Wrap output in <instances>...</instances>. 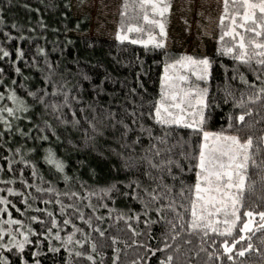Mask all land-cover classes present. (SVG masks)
Segmentation results:
<instances>
[{"label":"trees","instance_id":"16d2710c","mask_svg":"<svg viewBox=\"0 0 264 264\" xmlns=\"http://www.w3.org/2000/svg\"><path fill=\"white\" fill-rule=\"evenodd\" d=\"M148 11L151 12L150 6ZM229 12H232L231 0ZM141 15L139 0H121L117 17L120 28L122 24L125 27L134 24L147 28L148 25L138 19ZM90 27L91 15L87 11L76 13L73 0H0V69H3L0 72V93L4 96L0 107L16 108L17 105L8 99L15 92L28 108L27 112L17 111L14 116L3 114L11 124V130L0 121V132L4 133L0 137V167L3 168L0 181L15 180L14 184L0 183V188L12 187L23 191L32 207L27 209L21 197L10 196L7 192L0 195L11 200L8 208L13 218L21 219L35 232L42 233L38 237H30L33 242L26 246L23 254L16 249L9 252L6 248L0 254L7 257L10 264H23L25 260L28 264H35L37 260L39 264H69L70 260L72 264H93L86 259L89 254L95 264H166L169 256L172 257L171 264H264V246L256 237H253L252 243L260 249L259 253L236 256L237 250L246 243L241 242L233 249L234 259L228 260V253L223 248L225 237L210 232L201 239L202 234L188 232L186 222L190 214L180 207L182 201L176 193L181 186L180 180L189 185L195 183V168L188 171L189 163L195 165V161L182 159L179 148L172 153H167L165 148L174 144L178 137L187 140L191 130L175 126L162 129L147 116L150 110L147 102L159 97L165 65L179 58V52L166 46L154 48L152 45L145 47L142 43H131L134 38H145L146 33L142 37L137 33V37L121 41L95 36L89 32ZM217 31L221 36V23ZM229 41L227 36L224 42L217 40L209 55L212 74L207 85L212 116L205 130L218 132L225 129V134L240 135L242 140L252 136L255 142L256 137L264 136V94H260L261 99L255 103L248 102L247 97L261 87L264 71L255 64L252 68L256 71H253L231 56L223 55L221 45ZM5 51L8 56L3 55ZM21 51L23 57L19 55ZM240 75L246 78L247 84L234 79ZM29 93H36V96ZM242 94L246 101V108L243 109L238 107ZM65 97L67 104L64 103ZM246 111L252 115H246L243 123L238 122L237 118ZM133 112L135 116L131 115ZM141 113L144 115L141 116ZM118 121H123V124ZM229 123L234 127L229 129ZM249 124L254 127L249 128ZM124 125L130 130L126 131ZM142 127L152 130V138L148 132L141 131ZM165 130L172 131L167 145L154 139L162 136ZM21 131L26 135H21ZM45 136L47 139H43ZM199 140V136L191 137L193 149ZM18 148L19 152L16 151ZM156 148L160 149L159 156L154 154ZM187 150L185 146L184 151ZM49 151L64 164L63 172L48 163ZM145 155L157 164L166 161L169 156L178 160L184 172L173 166L171 173L179 176L180 180L174 181L166 168H150L146 162L125 167L128 157L140 161ZM21 156L29 163L19 162ZM255 158L257 164L264 160V149ZM13 160L17 163L9 169V161ZM30 165L35 166V177ZM21 170L23 179L29 184L54 187L59 192H76L78 196L70 199L56 197L53 193H37L35 187L27 188L22 183ZM149 172L157 179H150ZM247 175L249 180L246 184L253 183L254 189L252 192L245 191V204H254L258 211H264L261 170L250 165ZM161 177L164 184L174 185L171 196L175 198V211L167 209L168 199L152 201L144 191L161 192L162 189L157 187ZM113 184L118 191L107 194L102 191ZM129 184L132 187H128ZM33 196L36 197L34 201L31 199ZM57 198L65 205L76 203L85 219L91 218V226L80 220L74 209H68L62 216L60 205L55 203ZM45 200H52L53 203L45 204ZM89 204L91 207L87 206ZM145 204L148 205L147 215ZM16 208L21 211L17 212ZM36 208L53 212L63 230L53 228L52 235L59 231L61 240L47 237L45 229L51 227V218L45 212L35 211ZM157 208L164 210L157 212ZM244 211L242 208L241 214ZM177 213L184 217L183 229L179 227ZM137 215L139 220L135 219ZM32 216L39 217L45 224L31 221ZM3 218L8 217L5 214ZM64 219H71L83 230L74 237L82 242L83 247H64V239L74 231L71 224L63 225ZM167 221L175 223L177 228L173 231ZM8 227L15 229L17 226ZM96 228L105 233L104 237L94 230ZM239 235L236 234V237ZM86 236L91 239L85 241ZM258 236L260 233H257ZM17 238L23 237L18 235ZM112 238H115V244ZM227 239L231 245L232 238ZM8 240L5 235L3 243L7 244ZM92 242L97 243L96 252L91 250ZM53 247L60 248V251H51ZM73 247L85 255H70Z\"/></svg>","mask_w":264,"mask_h":264},{"label":"snow or ice","instance_id":"6c2138e0","mask_svg":"<svg viewBox=\"0 0 264 264\" xmlns=\"http://www.w3.org/2000/svg\"><path fill=\"white\" fill-rule=\"evenodd\" d=\"M127 6V5H126ZM150 6L151 12L149 13L148 7ZM171 6V0H139V7L142 10V15L138 17L144 21L147 28L127 26L124 24L121 26V32H135L141 34H147V38L133 39L131 43L137 44L142 43L145 47L152 45L154 48H163V38L166 37L167 33L165 31L166 25V13H168ZM230 0H224V15L221 16V28L222 34L220 40L224 42L225 36L230 38L228 44L222 43L220 52L223 55L231 56L233 60L238 61L240 64L247 65L253 71L256 69L252 68L255 64L259 67L261 71H264V0H231L232 12H229ZM151 17V18H150ZM228 21L225 24V21ZM16 27V25H13ZM155 29H159L160 40H157L156 36L153 35ZM237 29H242L243 31H238ZM119 40L124 41L128 39L126 34L118 35ZM230 45V46H229ZM42 51V50H41ZM4 56H8V52H3ZM23 57V52L19 53ZM3 69H0L2 72ZM17 72L20 69H16ZM190 73V74H189ZM212 74V62L208 58L196 59L192 56H181L179 59L175 60L171 64L165 65L164 74L161 78L160 92L158 99L154 101L147 102L149 111L147 116L150 117L155 124L159 125L162 129H172L174 126L176 128H183L191 130V135L187 140L183 137H178L176 142L170 147H166L165 151L167 153H172L175 149L179 148V156L185 161H195V165L189 163L188 171L191 172L193 167L195 168V183L185 184L183 180H180L179 176L172 175V167H176L181 173L184 172L183 166L178 160L172 159L171 156L166 161L159 164L153 163L149 159L148 155L140 158L137 161L134 157H128L125 161V167H134L137 163L146 162L150 168L165 169L171 178L175 180H180V188L176 193L182 201L180 207L184 209V212L190 214V219L186 222L188 224V232L193 235H201L207 237L209 233H216L221 237H225L223 242L224 252L228 253V260H233L232 255L233 249L236 248L241 242H246L241 245L239 250L235 253L236 256L244 257L247 253L260 252L259 248L253 246V237H256L259 244L264 246V211H258L257 206L254 204H245L244 193L247 190L252 192L254 189L253 183L246 184L249 180L247 175L248 169L251 166L261 170V181L264 182V160L259 164L256 162V154H259L262 149H264V136L256 137L254 142L252 136H247L245 139H241L240 135H228L225 134L227 130L221 129L218 132L206 131V125L211 119L212 112L211 106L208 102L209 88L207 87V82L209 81ZM195 77V81L192 80ZM239 79L243 83L247 84V80L243 75L234 77V79ZM259 79V75L257 76ZM201 82L205 86H201ZM249 87H253L249 85ZM231 95V93H228ZM264 94V81H261V87H259L256 93L249 95L247 97L248 102L255 103L261 99V95ZM31 96H36V93H29ZM4 99L2 93H0V100ZM14 104L17 105L16 108L11 107H0V121H2L11 130V124L4 117V113L9 116H14L17 111L27 112L28 108L24 101L21 100L15 92L8 97ZM42 103V101H40ZM65 104H67V98L65 97ZM55 107V106H54ZM238 107L246 108V101L242 97L238 102ZM74 115V114H73ZM135 116V113H131ZM144 113H141L143 116ZM251 116L250 111H246L244 114L240 115L237 120L240 123L245 121V116ZM87 119V118H85ZM66 122V121H65ZM79 123V121H76ZM118 123L123 124V121H118ZM93 127H95L93 125ZM126 131H129L127 125H124ZM234 126L229 123L228 128L231 129ZM249 128L254 127V125L249 124ZM141 131L148 132L150 138L152 130L141 128ZM21 135H26L22 132ZM4 135L0 132V137ZM192 136H199V143L196 148L193 149L191 143ZM172 137V131L165 130L162 136L154 137L155 140L159 141L161 144L167 145L168 139ZM47 139V137H43ZM137 143L139 140L137 139ZM185 146H187V151H184ZM17 152L20 149H16ZM149 151H153L150 149ZM154 154L156 156L160 155V149H154ZM48 163L54 164L55 167L60 171H64V164L55 159L54 154L49 151ZM25 164L29 162L24 159L23 156L20 157V161ZM17 163V161H9V169H11L12 164ZM33 168L32 175L35 177L37 173L35 172V166L30 165ZM0 171L3 168L0 167ZM150 179L155 180L151 173H147ZM65 179H68L65 177ZM21 181L27 188L35 187L37 193H53L56 197L64 196L68 198L77 197L76 192H59L54 187L43 188L29 184L23 179V171L21 170ZM4 184H14L15 180L0 181ZM139 186V185H137ZM128 187H132L131 184ZM162 191L158 194L155 190L148 191L144 189L146 194L151 198L152 201H157L160 199H168L169 203L167 209L175 211L176 202L175 198L171 196L172 189L174 185H167L163 183L162 177L160 178V183L157 185ZM106 194L118 191L117 186L113 184L108 189H103ZM7 192L10 196H18L22 198V203L26 205L27 209L32 207L28 202V197L25 196L23 191L14 190L12 187L0 188V193ZM90 195H95V193H90ZM126 195V193H125ZM31 199L34 201L36 197L33 196ZM45 204L53 203L52 200L43 201ZM56 204L60 205V214L63 216L66 214L68 209H74V213L78 214V218L84 221L85 224L91 226V218L85 219L84 214L81 212L80 208L76 203H70L65 205L63 201L59 198L55 200ZM12 202L7 198V196L0 195V253L3 249H7L11 252L16 249L18 253L23 254L27 245L31 244L33 241L30 239L31 236H39L42 233L35 232L31 225H26L21 219H15L12 217V212L9 211L8 206ZM91 207V204L87 205ZM15 208V205H12ZM245 211L241 214V209ZM145 215H147L148 205L145 204ZM164 210L163 208H157L156 211L160 212ZM17 212L21 210L16 208ZM37 212H45L48 217L51 218V227H46L45 232L47 237L53 238L55 240H61L59 231L63 229L60 227V222L54 217L53 212L48 211V209L36 208ZM7 215V219L3 216ZM180 224L181 229L184 228L185 221L181 213L176 214ZM258 217V220L256 219ZM123 217H117V219H122ZM97 219H102V217H97ZM132 219V217H128ZM136 220L140 217L137 215ZM163 219V217H161ZM31 221L39 222L40 224H45V221L40 220L37 216L30 217ZM146 223H156L155 221H146ZM174 231L177 225L172 221H167ZM71 224L74 231L69 234L63 241L64 247L69 245H80L83 247L80 240L74 239L77 232H82L83 230L78 228L71 219H64L63 225L67 226ZM15 225V229L6 226ZM255 225V227H253ZM131 227V225H128ZM53 228L59 229L52 235ZM23 229V231H21ZM99 233L101 237H104L105 233L99 228L94 229ZM257 233L260 236L257 237ZM236 234H240L236 237ZM9 237L8 243H3L4 236ZM22 236V239L17 237ZM228 237L232 238V243L229 245ZM176 237H173L175 239ZM90 237H85V241L90 240ZM112 243L115 244V238H112ZM191 243V241H188ZM170 247V245H166ZM53 252H59L60 248L53 247L50 249ZM92 252H96L97 243H91ZM179 250V249H177ZM203 250V249H202ZM74 254L76 257H83L85 254L82 251H76L75 247L70 249V255ZM33 255H39V253H33ZM86 259L92 261L95 264L92 255H87ZM172 257L167 258L166 264H171ZM0 264H10L7 257L0 254ZM23 264H28L25 260ZM35 264H39L37 260ZM69 264H72L71 260ZM165 264V262H162Z\"/></svg>","mask_w":264,"mask_h":264},{"label":"rangeland","instance_id":"374dc122","mask_svg":"<svg viewBox=\"0 0 264 264\" xmlns=\"http://www.w3.org/2000/svg\"><path fill=\"white\" fill-rule=\"evenodd\" d=\"M120 3L121 0H73V8L78 14L89 12L91 15L89 32L95 36L117 38L118 35L126 34L128 38L137 37L135 32H121L117 20ZM222 15H224V0H172L166 13L167 35L163 38L164 46L177 50L180 54L179 58L192 56L196 59L205 57L209 59L215 42L220 39L217 27ZM130 26L139 27L134 24ZM145 35L143 39L147 38V34ZM153 35L157 40L161 39L159 29L154 30ZM192 80L195 81V77H192ZM201 86H205L203 82Z\"/></svg>","mask_w":264,"mask_h":264}]
</instances>
